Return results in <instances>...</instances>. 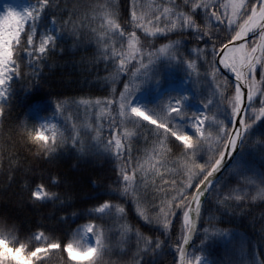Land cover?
<instances>
[{"label":"snow or ice","instance_id":"obj_1","mask_svg":"<svg viewBox=\"0 0 264 264\" xmlns=\"http://www.w3.org/2000/svg\"><path fill=\"white\" fill-rule=\"evenodd\" d=\"M77 53L103 95L13 115ZM3 198L0 264H264V0L4 3Z\"/></svg>","mask_w":264,"mask_h":264},{"label":"trees","instance_id":"obj_2","mask_svg":"<svg viewBox=\"0 0 264 264\" xmlns=\"http://www.w3.org/2000/svg\"><path fill=\"white\" fill-rule=\"evenodd\" d=\"M163 41H157L162 43ZM80 54L77 53L75 57H65L60 60H49V63L53 66L44 70L45 76L40 82L38 88L30 91L27 97L21 99L18 106L15 108L13 115L19 114L21 117L24 115V110L31 104L46 105L49 102H54L56 99L76 101L81 95H103L104 93L99 90V86L95 84L93 77L82 66H78L74 63V60L79 59ZM101 69L103 65L100 66ZM92 72L95 73L96 69L93 68ZM100 75H103L101 70ZM27 84V82H25ZM122 86V81L117 84V88ZM73 110H75V104H73ZM73 163L71 158L65 159L62 163L60 170L75 175L80 178L84 183L83 190L80 192L81 197L86 196L90 189L87 187V179H95L96 169L92 164H81L80 170L72 172L70 165ZM7 206L9 209L15 207L13 202L9 198L0 199V208ZM87 206V205H85ZM22 217H30V213L27 210H18ZM130 214L135 215V211L130 209ZM242 231H251V229H244L243 225L240 226Z\"/></svg>","mask_w":264,"mask_h":264},{"label":"rangeland","instance_id":"obj_3","mask_svg":"<svg viewBox=\"0 0 264 264\" xmlns=\"http://www.w3.org/2000/svg\"><path fill=\"white\" fill-rule=\"evenodd\" d=\"M24 2L25 0H0V7H2L4 3L19 4V3H24ZM176 78L179 79V74H176Z\"/></svg>","mask_w":264,"mask_h":264}]
</instances>
